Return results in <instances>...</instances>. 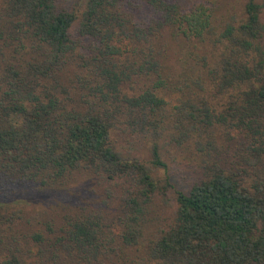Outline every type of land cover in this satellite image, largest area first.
Instances as JSON below:
<instances>
[{
  "label": "trees",
  "instance_id": "16d2710c",
  "mask_svg": "<svg viewBox=\"0 0 264 264\" xmlns=\"http://www.w3.org/2000/svg\"><path fill=\"white\" fill-rule=\"evenodd\" d=\"M0 264H264V0H0Z\"/></svg>",
  "mask_w": 264,
  "mask_h": 264
},
{
  "label": "rangeland",
  "instance_id": "374dc122",
  "mask_svg": "<svg viewBox=\"0 0 264 264\" xmlns=\"http://www.w3.org/2000/svg\"><path fill=\"white\" fill-rule=\"evenodd\" d=\"M174 159H169L171 179L176 185L182 189L188 190L190 185L198 180L201 175L200 167L198 166L197 158H193L185 151H177ZM164 175V172L161 173ZM84 186L83 183H81ZM158 218L163 224H166L171 216L167 210H159L157 213Z\"/></svg>",
  "mask_w": 264,
  "mask_h": 264
}]
</instances>
